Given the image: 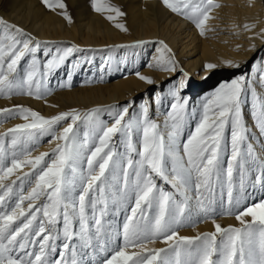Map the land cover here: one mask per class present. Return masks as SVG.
<instances>
[{
    "label": "snow or ice",
    "instance_id": "1",
    "mask_svg": "<svg viewBox=\"0 0 264 264\" xmlns=\"http://www.w3.org/2000/svg\"><path fill=\"white\" fill-rule=\"evenodd\" d=\"M41 2L52 11L61 9L60 14L71 22L63 0ZM162 3L193 21L202 35L209 12L218 6L213 0ZM91 5L110 21L125 15L110 0H91ZM115 26L127 31L122 23ZM59 43L41 41L0 18V95L40 99L50 94L49 78L81 51L75 44L48 47ZM149 43L139 40L114 47ZM156 43L159 47L150 67L171 74L183 71L168 44ZM74 66L79 67V62ZM204 67L211 70L216 65ZM136 75L149 85L154 83L149 75L139 71ZM71 77L69 69V81ZM259 81L264 86V74ZM187 84L185 73L169 90L172 99L163 125L151 118L148 101L138 111H130L131 104L110 105L50 117L20 105L0 109V121L17 115L24 121L0 133V264H88L90 253L109 251L110 217L118 215L122 205L131 207L123 224V245L111 247L103 264H264V199L245 206L253 167L259 169L253 189L256 184L264 188V157L250 142L242 107L245 93L251 91V114L264 136V100L256 95L251 80L239 76L221 83L189 110V98L181 95ZM154 102L161 106L162 95L157 94ZM105 112L112 117L110 126L101 121ZM62 122L66 127L55 135ZM191 123L195 128L183 139ZM81 125L86 126L83 138ZM46 136L58 141L55 148L32 156L31 148ZM157 178L173 191L158 184ZM26 183L33 186L25 194ZM133 198L134 204H125ZM218 210L234 214L241 226L222 227L212 219L213 232L181 236L176 230L212 218ZM158 238L166 248L148 247Z\"/></svg>",
    "mask_w": 264,
    "mask_h": 264
},
{
    "label": "bare ground",
    "instance_id": "2",
    "mask_svg": "<svg viewBox=\"0 0 264 264\" xmlns=\"http://www.w3.org/2000/svg\"><path fill=\"white\" fill-rule=\"evenodd\" d=\"M68 1L75 6V13L72 16L68 11V6L63 2L66 5L68 15L71 17V22L60 14L61 9L52 11L45 7L41 0H0V18L22 27L41 41L62 42L58 45H48L49 49L54 50L57 46L64 47L72 44L81 49L69 58L66 66L49 78L50 94L44 95L40 99L24 94L3 95L0 99V109L8 105L14 106L31 102L44 113H48V105L53 100L76 103L78 100L84 102L87 98V106H93V100L98 98L101 102H109L105 105L107 108L116 101L129 98L132 94L134 95L149 86L137 77L135 72L138 65L145 64V68L139 71L143 75L156 76L161 79L170 74L158 69L155 73L149 66L153 57L157 55L159 45L156 42L158 40H164L172 49L175 57L180 61L179 64L183 66V73L189 72L187 76L190 85H192L190 83L193 81L192 79H195L192 76L197 77L198 72L207 73L213 70L204 67L207 63L216 65L214 69L218 71L239 72L248 60H252L246 80L253 82L256 95L264 100V86L259 81L260 75L264 74V0H213V4L218 6H213L209 12V19L205 22L203 35L193 21L169 10L164 6L162 0H110V3L117 7H125L128 16L127 21H124L122 16L115 17L113 21L106 19L107 14H100L93 10L91 0ZM112 15L115 16L114 13ZM116 23L124 24L127 31L117 28ZM245 25L249 27L246 28ZM139 40L151 41V43L131 49L114 47L121 44L131 45ZM140 47L143 48L142 54L141 57H137L138 55L135 54L139 52ZM128 49H130L131 54ZM259 52L260 54L256 56ZM254 54L255 56L250 59ZM40 58L41 60L44 59L42 53ZM87 60H90L91 63L85 62ZM77 62L80 64L79 67L74 66ZM69 69L72 71L70 81L67 78ZM239 76H244V74L238 73L230 79ZM109 79L114 81L103 84ZM196 79L203 82L207 80L200 76ZM213 91L209 93L201 91L197 94L196 98L192 99L193 104L189 110ZM163 94L165 96L161 105L162 111L155 116V118L159 116L158 120H160L161 125H163L167 111L170 109L169 101L172 99L167 90ZM185 96L189 97V95ZM154 97H152L153 101ZM244 99L247 101L242 106L243 115L250 129L249 135L252 137L250 142L253 144L256 154L259 157H264V136H261L259 129L256 128L251 114V105L254 100L251 91L245 93ZM142 103L141 100L137 101V111ZM158 107L157 105L154 106V112L157 111ZM18 123L23 122L13 120L0 124V133ZM110 125V123L105 124V126ZM193 125L195 124L193 123ZM190 126L192 123L185 127L183 139L187 138L191 130ZM62 129L63 127L56 134L58 135ZM84 130H86V126L81 125V138H83ZM96 139L98 140V137ZM57 142L50 140L49 146H56ZM32 148V156L39 155L47 149L41 147L32 150ZM24 171H28V168L26 167ZM258 174L259 169L257 167H253L248 174L249 182L246 191L249 195L245 201V206H251L258 203L260 199H264V188L259 184L255 185V189L252 187L255 176ZM236 185L238 188V174H236ZM32 186L33 184H25V194ZM224 200L225 206H227L226 191ZM131 202L134 204V198ZM26 205L27 201L25 207ZM130 214V206L127 209L121 206L119 214L110 217L113 244L109 251L116 244L123 245V224L126 222L127 215ZM212 219H215L222 227L240 225L234 214L218 210V213L212 218H203L199 222L189 224L193 228L186 233L196 236L199 233L215 231ZM247 219L250 220L251 217H247ZM163 246L165 244H161V247ZM105 255L106 253L100 252L96 256H92L90 253L86 259L88 264H97V262L103 264Z\"/></svg>",
    "mask_w": 264,
    "mask_h": 264
},
{
    "label": "rangeland",
    "instance_id": "3",
    "mask_svg": "<svg viewBox=\"0 0 264 264\" xmlns=\"http://www.w3.org/2000/svg\"><path fill=\"white\" fill-rule=\"evenodd\" d=\"M63 2L68 6V11H69L70 15L74 16L75 6L72 5V4H70L68 0H63ZM119 8L125 14V15L122 16V19L124 21H127L128 16H127V12L125 11V7L124 6H119ZM214 33L216 34L217 32H214ZM130 49H128L129 52H130ZM142 50H143V48L140 47L139 48V52L137 54H135V55H138L137 57H141ZM130 54H131V52H130ZM149 54H151V52H149ZM259 54H260V52L258 54H256V56L259 55ZM132 55H133V57H135L134 54H132ZM254 56H255V54L250 59H252ZM146 58H147V56L145 57V59ZM175 59L178 61V63H180V61H179L178 58L175 57ZM251 61L252 60H248V62L246 63V65H243L241 67V70L239 72H237V71H231V70H228V71L227 70H223V71L220 70V71H218V70H215V69H213V70H211V71H209L207 73H203L201 71L198 72V76L197 77L199 78V76H200L202 78L207 79L205 82L198 81L196 79L197 78L196 76H192V78H195V79L190 78V79L193 80V81L190 82L192 85H190L188 83L187 84V87L181 91V95L182 96L189 95V97H188L189 98V109H190V106L193 104V100L192 99L196 98L195 96L197 94H199L201 91H205V92L209 93V92L213 91L214 89H216L221 82H223V83L224 82H230L231 81L230 78L233 75H237L238 73L240 75L241 74H244L245 78H247L246 75L249 72V67L251 66ZM179 67L183 70V66H181L179 64ZM144 68H145V64L144 63L143 64H140V65H138L136 72L137 71H141ZM152 69H153L152 71H154L155 73L157 72L155 68L152 67ZM132 73L134 74V72H132ZM132 73H129V75H132ZM184 74L185 73H183V71H178L175 74H171L170 73L169 75H167V76H165V77H163L161 79H158L156 76L155 77L154 76H151L152 79H153V81H154L153 84L147 86L144 90H142V91H140V92H138V93H136L134 95L132 94L129 98H124L123 100L116 101L112 105H119L120 107H124V106H128L129 104H131V105L134 106V108L130 109V111H132V110L137 111V109H138L136 107L137 101H140L141 100L143 103L145 101H148L151 104L150 116H151L152 119H154L155 116L158 115V112H161L162 111L161 106H159L157 108V111L154 112V106L156 105L154 101H155L156 95L157 94H161L162 97H163V99H164L165 94H163V93L166 92V90L169 93V90L174 85H178L179 81L184 78ZM187 74H189V72ZM202 74H204L205 76H203ZM112 81H114V80H110L109 79V80H106L105 82H103V84H108V83H111ZM1 96H3V95H0V99H2ZM153 96H155L154 97V101L152 100V97ZM87 99H85L84 102L78 100L76 103L71 102V101H69L68 103H66V102H61V101L53 100L48 105V110H49L48 113H44L41 109H39L36 106H34L31 102H28L26 104H16V105H20V106H23V107L31 108L32 110L40 113L41 115H43L45 117H50V116L56 115V114H58L60 112H66V111H69V110H72V109H76L77 111L83 113L84 111L90 110V109H92L94 107L106 108L105 105H107L109 103V102H101L97 98L98 101L96 99L93 100L94 101L93 102V106L94 107L93 106H87L86 105ZM245 101H247V100H245ZM16 105H14V106H16ZM8 106H6L4 108H12V107H14V106H9V107ZM158 117H156L154 120H156L157 122L160 123V120H158ZM13 120H18L19 122H24L23 119L17 115L14 118L3 119L2 121H0V124L2 125V124L7 123L8 121H13ZM101 121L103 122L104 126L107 123H110L111 124L113 122L112 117L109 116L107 114V112L101 114ZM189 125H191V124H189ZM61 127H66V123H63L62 122L56 128L55 135H57L56 133H58V130ZM190 127H191V130H193L195 128V125H193V123H192V126H190ZM80 135H81V133H80ZM117 139H118V137H114V142L117 141ZM50 140H53L52 139V136H46V138L41 139L40 142L38 144H36L32 148V150L39 149L41 147H46L47 149L44 152H51V150L54 149L55 146H49ZM122 149L123 148L121 147L120 150H122ZM157 183L158 184H161V185H164V187H165V189L167 191H173V189L171 188L170 185L164 184V182L162 180H160L159 178H157ZM131 201L132 200H130V203H129V201H125V204L131 205L132 204ZM122 207H124L125 209H127V207H125L123 205H122ZM240 226L241 225H239V226L237 225V226H234V227H240ZM191 228H193V226L188 224V225H185V226H181V227H179L176 230L178 231V233H181V234H179L181 236H193L192 234L186 233V231H188ZM161 244H165V243L162 242V238H158V239H155L154 241H151L150 243H148V246L151 247V248H166L167 247L166 244H165V246L161 247ZM102 253L105 254L104 252H102ZM109 254H110V251H108L104 257H106Z\"/></svg>",
    "mask_w": 264,
    "mask_h": 264
}]
</instances>
